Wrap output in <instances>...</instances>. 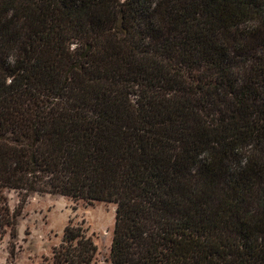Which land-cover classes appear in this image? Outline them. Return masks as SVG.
<instances>
[{"label":"trees","instance_id":"16d2710c","mask_svg":"<svg viewBox=\"0 0 264 264\" xmlns=\"http://www.w3.org/2000/svg\"><path fill=\"white\" fill-rule=\"evenodd\" d=\"M113 203L112 264H264V0H0L5 191ZM68 226L49 264H95Z\"/></svg>","mask_w":264,"mask_h":264},{"label":"rangeland","instance_id":"374dc122","mask_svg":"<svg viewBox=\"0 0 264 264\" xmlns=\"http://www.w3.org/2000/svg\"><path fill=\"white\" fill-rule=\"evenodd\" d=\"M5 198L18 224L16 236L10 232L0 236V264H49L70 225L81 226L92 237L95 264H112L115 204L75 201L58 194L26 196L14 190L5 191Z\"/></svg>","mask_w":264,"mask_h":264}]
</instances>
